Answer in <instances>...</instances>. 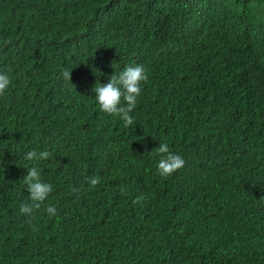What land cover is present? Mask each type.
Wrapping results in <instances>:
<instances>
[{"label": "trees", "instance_id": "1", "mask_svg": "<svg viewBox=\"0 0 264 264\" xmlns=\"http://www.w3.org/2000/svg\"><path fill=\"white\" fill-rule=\"evenodd\" d=\"M135 63L125 128L92 89ZM0 72V264H264V0H0ZM32 150L54 191L27 217Z\"/></svg>", "mask_w": 264, "mask_h": 264}, {"label": "clouds", "instance_id": "2", "mask_svg": "<svg viewBox=\"0 0 264 264\" xmlns=\"http://www.w3.org/2000/svg\"><path fill=\"white\" fill-rule=\"evenodd\" d=\"M71 71L67 68L61 70L60 76L63 81L71 82ZM148 80L149 73L145 67L142 64L135 63L128 64L118 73L114 72L107 83H96L92 91L99 111L119 118L125 128L132 126L135 123V119L131 113L136 109L138 98L142 95L143 85ZM11 84L12 81L9 75L6 72H0V97L6 94ZM151 152L159 156L156 170L163 179L171 177L185 167L184 158L172 152L166 142L160 143ZM50 157H52V152L48 150L39 152L32 150L27 152L24 157L26 160L34 162L33 166L27 169V175L23 178L28 192V201L20 205L19 212L24 216H34L54 191L53 185L44 182L42 179L41 170L37 163L47 161ZM87 183L91 188L95 189L101 183V177L98 175L89 176ZM141 199L142 197H137L133 204L140 203ZM46 211L49 216L56 215L55 206H47Z\"/></svg>", "mask_w": 264, "mask_h": 264}]
</instances>
